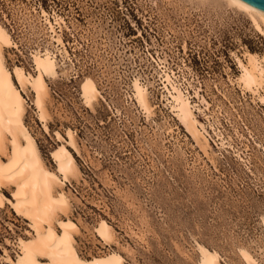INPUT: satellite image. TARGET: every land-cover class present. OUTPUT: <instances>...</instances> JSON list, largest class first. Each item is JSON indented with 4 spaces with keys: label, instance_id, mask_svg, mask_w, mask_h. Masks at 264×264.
<instances>
[{
    "label": "rangeland",
    "instance_id": "374dc122",
    "mask_svg": "<svg viewBox=\"0 0 264 264\" xmlns=\"http://www.w3.org/2000/svg\"><path fill=\"white\" fill-rule=\"evenodd\" d=\"M41 9L64 19L56 29L68 54L56 51ZM0 21L18 46L5 50L10 69L34 74L35 49L64 63L48 80V132L29 90L24 121L53 170L56 132L66 140L74 132L79 152L68 149L81 174L64 190L82 256L108 250L94 233L105 219L125 264H201L198 244L222 264H247L244 251L264 264V102L238 84L236 58L264 57L250 14L225 0H0ZM164 70L189 96L208 146L172 111ZM135 78L150 93L149 117L134 98ZM87 79L100 91L92 109L81 99ZM26 229L0 209V264L3 246L16 260L12 244Z\"/></svg>",
    "mask_w": 264,
    "mask_h": 264
},
{
    "label": "bare ground",
    "instance_id": "6f19581e",
    "mask_svg": "<svg viewBox=\"0 0 264 264\" xmlns=\"http://www.w3.org/2000/svg\"><path fill=\"white\" fill-rule=\"evenodd\" d=\"M225 1L232 7L250 14L258 30L264 33L263 12L241 0ZM39 17L49 29L56 51L68 54L61 34L56 29V27L62 29L66 25L64 19L56 14L51 17L44 9H41ZM17 47L10 31L0 21V189H10L11 195L8 197L0 191V209L8 204L15 216L24 220L27 226L22 233L24 237L19 236L12 244L17 249L16 260L11 258L7 248L2 247L4 262L5 264H125L121 252L111 247L117 241V233L105 219L99 220L94 233L106 247L108 246V250L89 259L82 256L77 249L75 235L80 230L78 224L69 215L71 207L64 190L72 178H78L81 174L75 156L68 149L71 147L79 152L74 132L67 130L68 140L56 132L59 148L51 153L56 167L53 170L46 164L35 137L24 121L27 104L23 95L29 90L33 93L31 103L37 118L44 131L48 132L47 120L50 116L47 109L48 80L58 76V69L64 66V63L60 64L57 55L50 49L46 48L44 51L35 49L31 52L34 74L28 73L18 65L10 69L6 64L5 50ZM236 58L240 67L238 84L243 90L259 95L264 102V57L246 51L243 58ZM162 85L169 95L171 109L180 123L197 142L208 146V139L202 132L204 126L196 119L189 96L181 89L174 74L164 70ZM132 86L138 106L149 117L153 107L149 102L150 93L148 94L147 86L138 78L133 80ZM99 95L100 91L95 81L85 80L81 93L85 106L92 109ZM5 241L10 244L9 239ZM198 250L202 258L201 264H222L216 250H210L199 244ZM242 256L247 264H259L256 257L254 258L249 252L244 251Z\"/></svg>",
    "mask_w": 264,
    "mask_h": 264
},
{
    "label": "water",
    "instance_id": "95a60500",
    "mask_svg": "<svg viewBox=\"0 0 264 264\" xmlns=\"http://www.w3.org/2000/svg\"><path fill=\"white\" fill-rule=\"evenodd\" d=\"M241 1L264 13V0H241Z\"/></svg>",
    "mask_w": 264,
    "mask_h": 264
},
{
    "label": "crops",
    "instance_id": "0c3cea01",
    "mask_svg": "<svg viewBox=\"0 0 264 264\" xmlns=\"http://www.w3.org/2000/svg\"><path fill=\"white\" fill-rule=\"evenodd\" d=\"M3 189H6V188H2V189H0V191L3 192ZM6 206H8V204H5V207H6ZM5 207H4V208H5ZM8 207H9V206H8ZM9 208H10V207H9Z\"/></svg>",
    "mask_w": 264,
    "mask_h": 264
}]
</instances>
